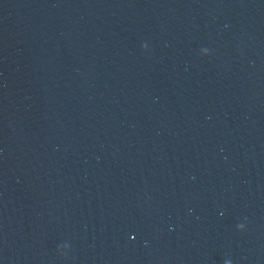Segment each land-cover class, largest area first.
<instances>
[{
  "label": "water",
  "instance_id": "95a60500",
  "mask_svg": "<svg viewBox=\"0 0 264 264\" xmlns=\"http://www.w3.org/2000/svg\"><path fill=\"white\" fill-rule=\"evenodd\" d=\"M0 264H264V0H0Z\"/></svg>",
  "mask_w": 264,
  "mask_h": 264
}]
</instances>
